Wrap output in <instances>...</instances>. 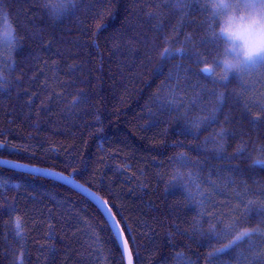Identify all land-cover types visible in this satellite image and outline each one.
Listing matches in <instances>:
<instances>
[{
	"label": "trees",
	"instance_id": "trees-1",
	"mask_svg": "<svg viewBox=\"0 0 264 264\" xmlns=\"http://www.w3.org/2000/svg\"><path fill=\"white\" fill-rule=\"evenodd\" d=\"M2 2L7 5L6 12L23 39L16 50L17 70L13 74L22 76V80L20 87L14 88L10 96H0V129L7 133L10 143L17 146L31 145L36 156L0 149V159L18 160L40 168L67 169L70 172L69 163L79 164L82 157L85 164L83 172L77 174L80 181L91 180L95 189L104 197L111 195L116 198L117 203L125 205L123 215L130 218L136 229L133 235L137 237L135 243L140 252V264H174L172 251L167 245L168 234L176 224L181 229H190L199 209L193 210L191 205L183 201L179 189L167 187L177 168L173 158L183 152L193 161L198 160L199 169L193 171H199L200 180L206 181L209 170L212 166H218V162L212 158L211 143L205 148L203 142L218 130L217 125L203 127L199 141L181 134V130L185 128L183 119L164 116L160 118L162 123L158 126L143 130L150 124L148 109L152 104L153 93L164 79L157 78L155 72L160 63L157 53L149 52L145 56L146 49L141 45V59L135 62L131 71L128 68L122 71L120 65L123 58L112 55L105 47L104 37L108 35L107 32L102 31L99 50L76 47L78 42H87L86 32L91 31L97 23L90 19L91 13L87 11V7L82 8L76 16L69 15L63 22L53 25L45 10L39 6L41 0ZM94 2L95 0H78L84 6H90ZM114 2L117 6L113 12L117 19L106 15L103 21L109 26V30L113 26L119 27L126 16L131 17L133 23L138 18L144 22L142 30L159 45L158 34L149 31L151 25L146 15L152 11L149 5L159 0ZM167 31L171 33V25ZM180 31L181 34L176 39L183 42L185 34L192 32L193 28L186 26ZM33 34H36V38H33ZM201 35L209 43L200 51L208 53L211 62L216 45L210 36L205 35L203 29H197L196 38L199 39ZM49 41L51 47H44ZM75 52L80 55L74 61L70 57ZM53 60L59 65V72L56 73L59 81L68 84L76 80L78 86L88 93L91 99L86 107L90 113L99 110L103 132L86 127L94 122L93 115L84 116L79 109L76 110L79 115H74L71 110H67L64 102L57 103L55 99H48L53 90H61L59 83L52 82ZM44 61L48 63L45 64ZM176 62L168 61L165 73ZM73 63L81 65L82 71L69 72L68 65ZM192 71L199 72L200 68L192 65ZM215 71L218 73L219 69ZM197 79L202 85L211 87L210 79L204 76L193 77L189 83L194 86ZM80 80L85 83L80 84ZM232 86H235V82ZM24 89H28V95H25ZM17 91L20 92L19 97L16 95ZM67 91L73 92L75 89L69 87ZM195 91L199 89L188 92V99L194 98ZM28 96L33 100L31 110L25 107ZM185 103L187 104V99ZM42 104L47 105L43 109L46 115H43L39 127H36L35 111ZM190 108L192 117L201 114L199 104ZM29 111L32 112V117L26 119ZM225 111L234 117L233 126L237 130L248 131L256 139L257 133L250 129L238 106L230 104ZM84 141L87 142L86 147ZM237 142L238 140L228 141L229 152ZM197 144L200 145L199 151L196 150ZM102 156L103 160L100 159ZM125 166L128 171H124ZM138 176L144 182L143 188L138 186ZM254 179L264 181V174L258 173ZM0 181H7L0 186V264H13L14 253L20 250L21 245L25 252L23 264H89L87 246L84 243L87 233L77 231V227L83 228L84 220L88 218H91L93 224L99 223L100 216L92 203L55 181L2 167ZM17 184L20 185L19 188L15 187ZM225 199L223 196H214L209 207L216 205V210H220ZM57 202H60L59 205ZM49 209L52 210L51 214ZM77 212L79 217L76 216ZM16 216L22 217V240L15 235ZM48 222L56 225L51 240L48 238ZM103 237L107 239V233ZM175 239L180 245L191 244L190 249H184L189 254L199 255L206 251L198 249L196 244L184 237L177 236ZM199 239L197 237V242ZM52 246L55 247L54 252L49 251ZM157 248L159 251H156ZM192 259L195 261L197 256L193 255ZM200 264H203L202 257Z\"/></svg>",
	"mask_w": 264,
	"mask_h": 264
},
{
	"label": "snow or ice",
	"instance_id": "snow-or-ice-1",
	"mask_svg": "<svg viewBox=\"0 0 264 264\" xmlns=\"http://www.w3.org/2000/svg\"><path fill=\"white\" fill-rule=\"evenodd\" d=\"M39 6L45 10L47 18L53 25L63 22L69 15L76 16L82 8L87 7V11L91 13L90 19L97 23L91 31L86 32L87 42L83 44L78 42L76 47L99 50L102 31L107 32L108 35L104 37L105 47L112 55L123 58L120 65L122 71L124 68L131 71L135 67V62L141 59V45L146 49L145 56L149 52L158 54L160 63L155 72L157 78L164 79L153 93L152 104L148 109L150 124L143 130L158 126L162 123L160 118L164 116L183 119L185 128L181 130V134L199 141L203 127L217 125L218 130L212 133L210 139L205 138L203 142L205 148L211 143L212 158L218 162V166H212L209 170L206 181L200 180L199 171H193L199 169L198 160L193 161L183 152L173 158L177 168L172 173L167 187L179 189L183 201L191 205L193 210L199 209L193 217L190 229H181L180 225L176 224L168 234L167 245L172 251L174 264H200L201 257L203 264H264V181L254 179L258 173L264 174V135H261L264 133V53L245 58L234 44L222 50L216 24L217 18L229 10V5L225 4L224 0H159L149 5L152 9L146 14L151 25L149 31L158 34L159 45L142 30L144 22L138 18L133 23L131 17L126 16L119 27L113 26L109 30V26L103 21L106 15L117 19L113 12L117 6L114 0H95L90 6H84L78 3V0H41ZM236 6L245 9H264V0H243L242 4L237 0ZM6 8L7 5L0 0V96L8 97L14 88L20 87L22 80V76L13 74L17 70L16 50L23 37L18 35ZM230 16L238 19L239 24L244 23V13L236 18L235 7L232 8ZM190 21L193 23L190 24ZM169 25L171 33L167 31ZM186 26H191L193 31L185 34L184 41L181 42L176 37ZM197 29H203L205 35L210 36L216 45L211 62L209 54L200 51L209 41L204 35L197 39ZM247 30L251 32V25ZM33 38H36V34H33ZM258 45H264V28L261 29L259 39L250 40V47L255 48ZM43 46L51 47V41ZM59 55L63 56L62 53ZM79 55L75 52L70 58L75 61L79 59ZM168 61L177 62L165 73L164 68ZM44 63L47 64L48 61ZM52 64L54 66L52 82L59 83L61 90H53L48 99H55L57 103L64 102L67 110H71L74 115H79L77 109L83 112L84 116L93 115L94 122L87 124L86 127L103 132L99 110L90 113L86 107L91 99L88 93L78 86L76 80L68 84L59 81L56 75L59 72L58 62L53 60ZM192 65H196L200 71H192ZM68 68L69 72L82 71V66L75 63L68 65ZM217 68L218 73L215 71ZM201 76L210 79L211 87L202 85L199 79L194 86L189 83L191 78ZM233 82L235 86H232ZM79 83L83 84L85 81L80 80ZM69 87L75 91L68 92ZM194 89L199 91L194 92L193 99H188V92ZM23 91L28 95V89ZM16 95L19 97L20 92L17 91ZM197 104L200 105L201 114L192 117L190 106L195 107ZM230 104H235L241 109L250 129L257 133L255 140L248 131H240L233 126L234 117L225 111ZM25 107L33 109L31 96L25 100ZM46 107L47 105L42 104L41 108L35 111L36 127H39L43 115H46L43 112ZM31 117L32 112L29 111L26 119ZM229 140H238L231 152L228 151ZM84 145L87 146L86 141ZM0 149L36 156L31 145L17 146L10 143L3 129H0ZM199 149L200 145L197 144L196 150ZM100 159L103 160L104 157ZM0 164L52 177L77 189L83 198L94 203L95 211L100 216L99 223L93 224L91 218H88L84 220L83 228L77 227V231L87 233V240L84 243L87 246L89 264H140L138 260L140 252L135 243L137 237L133 235L136 229L130 218L123 215L122 209L125 205L117 203L116 198L111 195L104 197L95 189L91 180L80 181L77 174L84 170L85 162L82 157L79 164L69 163L70 172L67 169L40 168L18 160L0 159ZM185 169L188 171L185 172ZM124 171H128L127 166L124 167ZM137 180L138 186L143 188L144 182L139 176ZM5 183L7 181H0V186ZM15 187L19 188L20 185L17 184ZM214 196L226 197L220 210H216V205L209 207ZM57 203L59 205L60 202ZM48 211L51 214L52 210ZM79 215L77 212L76 216ZM55 228L54 223L48 222L50 240L53 238ZM22 233V217L16 216L15 235L22 240ZM104 233H107V239H104ZM75 234L74 232L73 235ZM177 236L186 238L192 244H196L198 249L206 251L199 255L189 254L184 249H190L191 244H178L175 239ZM197 237L200 238L199 242ZM106 245L108 247H105ZM22 247L21 245L20 250L14 253L13 264H23L25 252ZM49 251L54 252L55 247L52 246ZM156 251H159V248ZM193 255L197 256L195 261L192 259Z\"/></svg>",
	"mask_w": 264,
	"mask_h": 264
},
{
	"label": "clouds",
	"instance_id": "clouds-1",
	"mask_svg": "<svg viewBox=\"0 0 264 264\" xmlns=\"http://www.w3.org/2000/svg\"><path fill=\"white\" fill-rule=\"evenodd\" d=\"M229 5V10L225 11L222 16L217 18L216 30L221 39L222 50L229 48L233 44L242 53L245 58L255 57L257 54L264 53V45L250 47V40L259 39L261 29L264 28V9H245L236 6L237 0H224ZM243 3V0H240ZM235 7V17L238 18L244 13V23L239 24L238 19L231 18L230 12ZM251 25V32L247 30ZM224 29V31H221ZM229 62L231 59L229 57Z\"/></svg>",
	"mask_w": 264,
	"mask_h": 264
},
{
	"label": "water",
	"instance_id": "water-1",
	"mask_svg": "<svg viewBox=\"0 0 264 264\" xmlns=\"http://www.w3.org/2000/svg\"><path fill=\"white\" fill-rule=\"evenodd\" d=\"M0 167H2V168H6V169H9V170H13V171H17V172H20V173H24V174H27V175H30V176H36V177H40V178H44V179H49V180L55 181V182H57V183H59V184H61V185H64L65 187L71 189L72 191H74V192H76L77 194H79V195L82 196V194H80V193L78 192L77 189L72 188V187L69 186V185H65V184H63L62 182L57 181V180H55V179L52 178V177L41 176L40 174H33V173H30V172H27V171H24V170H21V169L10 168V167H8L7 165H4V164H0ZM88 201L94 205V203H93L92 201H90V200H88ZM94 206H95V205H94Z\"/></svg>",
	"mask_w": 264,
	"mask_h": 264
}]
</instances>
